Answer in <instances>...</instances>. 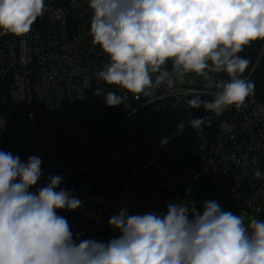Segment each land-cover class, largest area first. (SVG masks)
<instances>
[{"label":"clouds","instance_id":"obj_1","mask_svg":"<svg viewBox=\"0 0 264 264\" xmlns=\"http://www.w3.org/2000/svg\"><path fill=\"white\" fill-rule=\"evenodd\" d=\"M53 3L0 0V35L29 33ZM87 6L91 42L108 57L95 76L122 93L96 88L107 107L124 104V93L147 97L194 73L215 89L211 100L196 93L187 100L188 126L200 131L205 118L192 117L191 109L220 116L254 93L243 77L250 61L238 53L264 39V0H87ZM184 128L182 120L177 130ZM41 166L38 155L21 160L0 149V264H264V219L246 220L215 199L192 214L175 201L162 212L121 208L108 220L118 236L78 238L59 213L84 201L60 187V175L37 187ZM254 179L264 174L257 169Z\"/></svg>","mask_w":264,"mask_h":264},{"label":"built area","instance_id":"obj_2","mask_svg":"<svg viewBox=\"0 0 264 264\" xmlns=\"http://www.w3.org/2000/svg\"><path fill=\"white\" fill-rule=\"evenodd\" d=\"M90 19L87 0H55L29 33L0 35V149L21 160L38 155L43 175L37 187L50 174L60 175V187L82 198L80 208L59 213L78 238L107 241L118 236L108 220L121 208L129 214L164 211L168 202L179 200L178 195L202 168L227 186L242 206L239 215L261 219L264 179H254V172L258 169L264 174V104L250 95L242 107L233 105L222 118L201 108L191 109L192 117L206 121L202 130L195 131L187 123V100L193 93L203 99L214 91L175 82L147 97L124 93V104L116 107L122 116L117 120L111 115L115 107H107L103 96L94 95L100 87L122 93L95 76L108 57L91 42ZM182 120L185 128L178 131ZM138 122L160 141L167 140L159 149L170 172L161 192L143 211L134 199L111 201L125 170L130 176L143 171L147 177L154 167L153 158L141 167L143 157L136 149L131 150L129 163L125 155L117 154L128 129L125 141L135 138L130 130L139 129ZM185 147L188 152L183 151ZM122 157L124 162L118 165ZM79 182H87L88 190H79Z\"/></svg>","mask_w":264,"mask_h":264},{"label":"rangeland","instance_id":"obj_3","mask_svg":"<svg viewBox=\"0 0 264 264\" xmlns=\"http://www.w3.org/2000/svg\"><path fill=\"white\" fill-rule=\"evenodd\" d=\"M63 36H65V27H61ZM171 61H168L167 68L171 70ZM179 84L187 87L205 88L206 81L203 77L196 74H186L183 82L177 80ZM139 129L130 130L131 137L135 136L130 142H126V136L129 129L123 135L122 141L117 148L118 155H125L126 160L129 163L132 160V149L143 157L140 160L141 167L147 160L155 159L153 162L154 167L149 169V174L144 177L143 171L139 172L135 176H130L125 170L120 177L115 193L111 197L112 202L127 203L128 200L135 201L136 207L143 211L155 197L161 192L163 185L167 182V175L170 172L166 168L165 161L160 154L161 141L156 135L147 130L146 126L142 122H138ZM136 134L138 136H136ZM154 146V150L150 149V146ZM127 163V164H128ZM127 167V166H126ZM125 167V169H126ZM79 190H88L89 184L87 182H79L76 184ZM179 200L174 201L180 204L188 206L189 214H192L194 210H202L204 200H217L222 208L226 210H232L239 215V211L242 206L238 201H235L231 196L229 189L222 182L219 181L216 176L208 168H202L196 175L192 182L187 185L179 195ZM250 216L246 217V220Z\"/></svg>","mask_w":264,"mask_h":264},{"label":"trees","instance_id":"obj_4","mask_svg":"<svg viewBox=\"0 0 264 264\" xmlns=\"http://www.w3.org/2000/svg\"><path fill=\"white\" fill-rule=\"evenodd\" d=\"M238 55L250 61L249 67L246 69L243 77L251 80L254 83L255 89L252 95L264 104V39L251 41L247 46L244 47L242 52L238 53ZM218 78L226 79V77L223 75L219 76ZM212 91H215V89H212ZM212 98V95H207L203 99L211 100ZM201 109L205 111L203 107H201ZM231 109L232 106L218 117H225L228 112L231 111ZM205 112L209 113L207 111ZM111 115H115L117 120H120L122 117L116 107L112 109ZM185 143H189V138H186ZM188 150L189 149L186 147L183 149L185 152H188ZM261 219H264V213L262 214Z\"/></svg>","mask_w":264,"mask_h":264},{"label":"water","instance_id":"obj_5","mask_svg":"<svg viewBox=\"0 0 264 264\" xmlns=\"http://www.w3.org/2000/svg\"><path fill=\"white\" fill-rule=\"evenodd\" d=\"M124 159H125V157H122V158L119 160L118 165H121V164L124 162Z\"/></svg>","mask_w":264,"mask_h":264}]
</instances>
